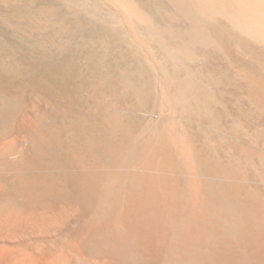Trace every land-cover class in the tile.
Returning <instances> with one entry per match:
<instances>
[{"label":"bare ground","instance_id":"bare-ground-1","mask_svg":"<svg viewBox=\"0 0 264 264\" xmlns=\"http://www.w3.org/2000/svg\"><path fill=\"white\" fill-rule=\"evenodd\" d=\"M33 1L0 8L48 86L1 32L0 264H264V0Z\"/></svg>","mask_w":264,"mask_h":264},{"label":"rangeland","instance_id":"rangeland-1","mask_svg":"<svg viewBox=\"0 0 264 264\" xmlns=\"http://www.w3.org/2000/svg\"><path fill=\"white\" fill-rule=\"evenodd\" d=\"M1 2H0V8H3L2 10H4L5 9V11H7V10H9L10 8H7L8 6L7 5H12V6H14V5H16L18 2H19V4H24V2H28V1H30V0H0ZM5 1V2H4ZM32 1V0H31ZM41 1V2H40ZM45 1H48V0H34L33 2H35V4H39V3H43V2H45ZM69 1H72L73 3L75 2H78V0H69ZM7 4V5H6ZM6 7V8H5ZM1 29H0V33H1V36L3 35V37L2 38H4V36H5V34H8V32L7 31H9V30H7L6 28L4 29V27H0ZM4 29V30H3ZM6 30V31H5ZM5 31V32H4ZM4 32V33H3ZM7 32V33H6ZM104 32V31H103ZM10 33V32H9ZM107 35L109 36V37H111L110 36V34H108L107 33ZM11 37V38H10ZM5 38L6 39H4L3 40V42L5 43H3V46H4V50H6V51H15L17 54L19 53V54H22V55H20V58L21 59H23L24 58V61L23 60H21V63H23L24 64V67H30V64H29V66H28V62L29 63H31L32 62V60H34V59H32L31 60V57H26L27 56V54L26 53H22L21 51H23V48L22 47H18V45L17 44H14L15 43V41H13V39H12V34L10 33V35L8 34L7 35V37L5 36ZM14 42V43H13ZM17 48V49H16ZM18 50V51H17ZM21 52V53H20ZM18 54V55H19ZM23 56V57H22ZM25 56V57H24ZM25 59H26V61H25ZM28 59V60H27ZM34 63V64H33ZM33 63H31V65H33L32 67H33V69L32 70H30L27 74L25 73H23V75H24V77H23V81H28V82H33V83H31V84H34V85H36V88H37V90H39V91H42V92H44V91H46V89L48 88V86L46 85V84H44L45 83V81L44 82H42L43 80H45L44 79V74L42 75L41 73H43L42 72V70H41V68H42V66H40V65H38V66H36L35 65V61H33ZM55 63V62H54ZM57 63H59V62H56L55 64H54V66H51V70H53L52 71V75L50 76V78L51 77H54L55 79H56V82L58 83V82H60V76H59V74H58V71L56 70L57 69V67L56 66H58V64ZM25 64H27V65H25ZM36 64H38V63H36ZM34 65H35V67H34ZM0 66H1V64H0ZM37 67V69H35ZM41 67V68H40ZM44 67V66H43ZM28 69V68H27ZM41 70V72H40V70ZM0 71H2L1 69H0ZM25 72V71H24ZM6 74V73H5ZM5 74H4V72L2 71V72H0V83H4V85H6V82H8L7 84L9 85V86H11L12 87V85L14 86L12 89H14V88H16L15 87V83L17 84L16 86H18V83H17V81H15L14 79H12V77H10L9 75H7L6 74V76H5ZM29 74V75H28ZM40 74H41V76H40ZM22 75V76H23ZM14 76V75H13ZM8 77H10V78H8ZM15 77V76H14ZM59 77V78H58ZM8 78V79H7ZM28 78H29V80H28ZM2 79V80H1ZM13 80V82H15V83H13L12 82V84H11V81ZM33 80V81H32ZM3 81V82H2ZM35 81V82H34ZM37 81H38V83H37ZM40 82H42V84H40ZM39 85V86H38ZM47 86V87H46ZM30 117V113L29 112H25L24 113V115H23V119L24 120H27L28 118Z\"/></svg>","mask_w":264,"mask_h":264}]
</instances>
